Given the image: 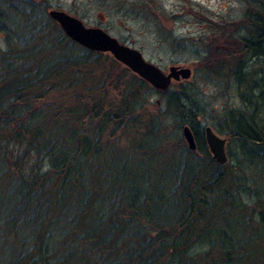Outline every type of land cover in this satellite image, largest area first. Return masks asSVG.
Masks as SVG:
<instances>
[{
	"label": "trees",
	"instance_id": "1",
	"mask_svg": "<svg viewBox=\"0 0 264 264\" xmlns=\"http://www.w3.org/2000/svg\"><path fill=\"white\" fill-rule=\"evenodd\" d=\"M259 2L240 44L261 51ZM25 5L0 4V26L15 22L0 47V228L17 241L5 264H264V246L250 245L245 227L222 225L242 203L227 190L233 173L207 150L193 93L154 87L68 37L44 7ZM212 35L208 72L215 48L225 44L226 55L235 45L231 33ZM151 90L165 94L178 126L192 119L204 165L182 135L168 134L161 111L145 108ZM253 118L229 111L228 133L264 166V121ZM156 152L162 161L141 166Z\"/></svg>",
	"mask_w": 264,
	"mask_h": 264
},
{
	"label": "rangeland",
	"instance_id": "2",
	"mask_svg": "<svg viewBox=\"0 0 264 264\" xmlns=\"http://www.w3.org/2000/svg\"><path fill=\"white\" fill-rule=\"evenodd\" d=\"M6 1L13 8L18 7L17 9H25V1H31L38 10L44 7L42 11H46L47 15L48 7L63 8L80 17L85 24L99 25L121 42L138 48L145 58L155 62L163 70H167L171 63L190 65L191 75L172 80L166 89L179 91L182 85L186 86L195 97L197 123L202 128L209 124L217 134L225 138L227 160L220 162L221 167H218L233 173L227 190L229 196L235 201H241L242 205L228 212L227 221L222 223L223 227L228 228V225L236 221L237 225L245 227L248 232L250 245L264 246V166L260 161L256 162V148L230 135L226 123L229 111L236 115L239 110L249 118L250 111L254 108L255 116L258 114L263 118V100L257 96L259 89L253 88L251 84L253 80L263 78L264 60L251 57L248 51L252 49L244 45L243 48L240 44V39L250 35L255 29L253 22L263 13L259 0H0V4L7 3ZM14 24L15 22L7 21L0 26V47L6 46L4 29L8 30ZM57 25L59 26L58 23ZM213 33L220 42L231 33L238 49H235V45L228 47L226 51L229 53L224 55L221 47L225 44L218 45L215 48L217 68L215 72H208L202 65L206 64L205 56L212 49L210 40ZM242 57L249 64L250 73L238 82L233 72L236 62ZM165 98L164 93L151 90L145 108L162 112L161 120L166 124L170 136L182 135L181 127L177 125L178 119L170 108H166ZM186 118L187 122L183 123L189 124L192 119L188 116ZM163 147L168 149L165 144ZM191 150L199 164L204 165L206 157L203 153ZM207 150L209 151L208 146ZM209 154L213 157L210 151ZM158 155L160 154L156 152L149 159H139L141 166H151L162 161L163 157ZM180 159L185 160L182 156ZM3 219L0 218V226ZM11 241L5 228H0V264H5L10 247L17 242ZM196 246L199 247V243Z\"/></svg>",
	"mask_w": 264,
	"mask_h": 264
},
{
	"label": "water",
	"instance_id": "3",
	"mask_svg": "<svg viewBox=\"0 0 264 264\" xmlns=\"http://www.w3.org/2000/svg\"><path fill=\"white\" fill-rule=\"evenodd\" d=\"M47 13L68 37L90 49L108 51L115 59L158 89H166L172 80L188 78L192 73L191 66L185 63H171L167 70H163L155 62L145 58L138 48L121 42L99 25L85 24L80 17L63 8L51 6L47 8ZM203 131L213 158L218 162L226 161L225 138L217 134L209 124L203 126ZM181 132L187 146L195 149L196 140L191 126L183 123Z\"/></svg>",
	"mask_w": 264,
	"mask_h": 264
},
{
	"label": "flooded vegetation",
	"instance_id": "4",
	"mask_svg": "<svg viewBox=\"0 0 264 264\" xmlns=\"http://www.w3.org/2000/svg\"><path fill=\"white\" fill-rule=\"evenodd\" d=\"M248 37H249V35L248 36H244V38H248ZM247 50H249V49H247ZM248 52L251 53L250 54L251 57H257L256 58L257 60H262V58H263V60H264V49L261 50V51H258L256 49H252V50H250ZM248 57H249V55H248ZM245 59L246 58L242 57L240 60H238L236 62L235 66H234L235 69H234L233 73L235 74V78L237 79L238 82L239 81L241 82V80L244 79V75H247V74L250 73L249 64L246 62ZM262 77H263L262 79H255V81L253 80L251 86H253V88L256 87L257 89H259V93H258L257 96H258V98L260 100L262 99L264 101V76H262ZM255 111L256 110L254 108L250 111V117L249 118L245 117L244 114H242V112H240L239 110L237 111V113L240 112L242 117L244 118V120H246V121L249 120L250 121V120L254 119L253 117L255 116ZM257 116H258V114H257ZM258 118H259V120L264 121L263 120L264 112H263V118L261 119L259 116H258Z\"/></svg>",
	"mask_w": 264,
	"mask_h": 264
}]
</instances>
